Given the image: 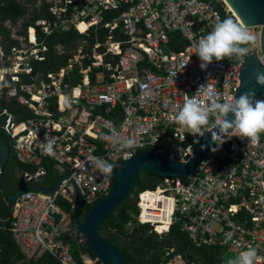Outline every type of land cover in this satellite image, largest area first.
I'll list each match as a JSON object with an SVG mask.
<instances>
[{
  "label": "built area",
  "instance_id": "built-area-1",
  "mask_svg": "<svg viewBox=\"0 0 264 264\" xmlns=\"http://www.w3.org/2000/svg\"><path fill=\"white\" fill-rule=\"evenodd\" d=\"M43 2L45 16L23 34H19L21 21L5 24L12 43L5 41L4 46L0 36V70H6L0 77L1 100L2 94L14 96L31 112L16 121L4 107L2 130L11 139L14 159L35 167L33 172L20 171L24 181L41 179L42 160H50L61 179L50 192L22 190L12 200L9 230L27 259L47 252L56 264H103L74 225L77 198L82 204L103 198L111 189L117 164L128 159L125 151L133 155L153 149L171 160L190 156L202 136L192 135L175 120L184 95L192 97L208 83L221 101L235 97L242 64L225 58L200 69L192 44L221 19L208 0ZM221 3L224 18L242 23ZM40 6L37 0L34 7L40 10ZM247 27L255 37L248 53L264 66L260 25ZM67 30L94 42L89 47L83 39L68 52L66 64L42 71L40 65L49 51L46 38ZM177 43L180 48L173 49L171 45ZM54 52L65 53L59 45ZM65 95L71 98L68 107ZM199 95L203 99L202 91ZM109 122L135 146L124 151L113 147L106 137ZM49 140L53 155L44 151ZM92 157L113 164L112 174L102 175ZM135 204L137 221L148 224L158 236L177 224L196 245L217 246L235 256L251 246L257 251L255 264H264V132L258 142L226 139L190 175L166 177L154 188L138 191ZM72 244L78 250H72ZM170 252L173 249L166 255ZM159 264L188 263L172 255Z\"/></svg>",
  "mask_w": 264,
  "mask_h": 264
},
{
  "label": "trees",
  "instance_id": "trees-1",
  "mask_svg": "<svg viewBox=\"0 0 264 264\" xmlns=\"http://www.w3.org/2000/svg\"><path fill=\"white\" fill-rule=\"evenodd\" d=\"M37 0H0V36L3 45L6 42L12 43L9 38V31L6 29L7 22H22L23 34L27 26L32 25L35 20L45 16V3L41 0L40 10L34 7ZM177 34V33H175ZM86 39L89 47L93 44L92 38H86L73 30L63 33H54L46 38L49 51L46 61L40 65L42 71L52 70L66 64L70 51L76 50L80 42ZM172 41V38H170ZM15 43V42H14ZM61 46L64 54H55V46ZM181 44H172L173 49H179ZM74 83L76 78H74ZM9 87L5 82V89ZM2 103L12 113L16 121L24 120L31 116L28 108L22 105L14 96L6 97L2 94ZM0 138L4 140V134L0 131ZM45 167V174L39 181H31L44 189H51L56 178L59 176L57 170L52 166L50 160H42ZM118 165V164H117ZM20 171L35 170L34 165L18 162L11 157L8 166L5 182L10 193H15L17 188L25 181L15 176L14 168ZM182 178V177H181ZM163 177L152 173L140 171L131 194L114 209H112L100 222L99 231L102 236L116 247L127 264H159L172 255H180L188 264H222L223 251L217 246H199L192 243L187 235L180 231L179 225L173 224L167 233L158 236L151 232L148 224H141L137 221L138 208L135 204L136 194L143 189H152ZM31 189V188H25ZM58 203L67 209V205L58 200ZM93 204V203H92ZM92 204L80 203L78 217L81 219ZM12 200H7L2 187V168L0 171V264H56V260L47 252H43L38 258L27 259L22 253L19 245L10 232ZM173 249V252L166 255V252ZM89 250V249H88ZM74 253V251H73Z\"/></svg>",
  "mask_w": 264,
  "mask_h": 264
},
{
  "label": "water",
  "instance_id": "water-1",
  "mask_svg": "<svg viewBox=\"0 0 264 264\" xmlns=\"http://www.w3.org/2000/svg\"><path fill=\"white\" fill-rule=\"evenodd\" d=\"M218 10L221 21L224 19V11L220 0H208ZM233 9L239 20L247 25H260L259 49L264 62V0H226ZM239 85L235 91V98L242 93L250 90L255 91L257 100H264V87L257 86L255 83L258 73L264 74V66L253 53H248L244 57V62L240 68ZM4 105L0 97V131L4 134V140L0 138V168H2V187L7 200H13L25 188H31L36 191L50 192L54 190L61 176H58L50 190L41 188L31 182L25 181L21 184L15 193L8 191L5 175L12 157L11 139L8 133L2 130L5 124V113L2 111ZM228 119H234L229 114ZM218 131V129H213ZM211 132H205L198 139L190 156H185L182 160H171L153 149H144L136 152L131 158L118 164L115 168L111 189L85 212L80 219L78 217V207L80 205L77 198L73 210L72 218L75 227L85 236L86 246L89 251L96 256L103 264H127L121 252L109 243L100 233L99 225L103 218L122 203L133 191L140 171L152 173L159 177H186L194 172L199 163L205 160L216 147L211 141Z\"/></svg>",
  "mask_w": 264,
  "mask_h": 264
},
{
  "label": "clouds",
  "instance_id": "clouds-1",
  "mask_svg": "<svg viewBox=\"0 0 264 264\" xmlns=\"http://www.w3.org/2000/svg\"><path fill=\"white\" fill-rule=\"evenodd\" d=\"M254 39V35L244 23H236L230 16L225 17L223 21L218 17L213 30L198 40H194L192 47L195 49L194 54L201 62L199 67L203 71L214 60L219 62L225 58H235L242 64L244 57L248 55V45ZM3 71L6 70H0V77ZM176 73H172L173 78ZM255 83L257 86L264 87V74L258 73ZM201 91L203 99L199 95ZM184 97V103L175 116L176 122L194 136H203L205 132H211V141L216 145L211 149L213 152L217 151L226 139L238 137L247 138L248 142H258L259 134L264 132V100H257L254 90L242 93L238 98L230 97L221 101L219 93L207 83L206 86H201L192 97L188 95ZM63 100L66 107L70 106V96L65 95ZM229 114L234 119L229 120ZM210 124L211 127H209ZM213 129H218V131H213ZM106 137L113 147L121 151L135 146V141L122 137L111 122L108 123ZM44 151L48 155L54 154L53 141H47ZM124 154L129 159L132 156V153L128 151ZM91 159L102 175L112 174L113 164L101 157ZM256 259V249L249 246L247 250L228 258L225 264H255Z\"/></svg>",
  "mask_w": 264,
  "mask_h": 264
},
{
  "label": "rangeland",
  "instance_id": "rangeland-1",
  "mask_svg": "<svg viewBox=\"0 0 264 264\" xmlns=\"http://www.w3.org/2000/svg\"><path fill=\"white\" fill-rule=\"evenodd\" d=\"M221 2H223V0H220ZM224 3V2H223ZM36 21V20H35ZM34 21V22H35ZM19 26H17V27H15L14 29L16 30V29H19L18 28ZM80 43H83V41H81ZM19 174V173H18ZM71 248H72V250H78V247H77V245H71ZM235 256V254H233V253H231V252H224L223 253V259H222V261H223V264H225V262H226V260L228 259V258H231V257H234Z\"/></svg>",
  "mask_w": 264,
  "mask_h": 264
},
{
  "label": "bare ground",
  "instance_id": "bare-ground-1",
  "mask_svg": "<svg viewBox=\"0 0 264 264\" xmlns=\"http://www.w3.org/2000/svg\"><path fill=\"white\" fill-rule=\"evenodd\" d=\"M223 2L225 3V6L229 9V11H231V13L239 20V18L237 17V15L235 14V12L233 11V9L230 7V4L226 1L223 0ZM240 21V20H239ZM241 22V21H240ZM160 229V228H158Z\"/></svg>",
  "mask_w": 264,
  "mask_h": 264
},
{
  "label": "flooded vegetation",
  "instance_id": "flooded-vegetation-1",
  "mask_svg": "<svg viewBox=\"0 0 264 264\" xmlns=\"http://www.w3.org/2000/svg\"><path fill=\"white\" fill-rule=\"evenodd\" d=\"M14 171H15V176L18 178L19 171H18V169L16 167L14 168Z\"/></svg>",
  "mask_w": 264,
  "mask_h": 264
},
{
  "label": "crops",
  "instance_id": "crops-1",
  "mask_svg": "<svg viewBox=\"0 0 264 264\" xmlns=\"http://www.w3.org/2000/svg\"><path fill=\"white\" fill-rule=\"evenodd\" d=\"M17 161V160H16ZM19 177H20V174H19ZM21 178V177H20ZM40 179H38V180H30V181H28V182H31V181H39ZM39 186V185H38ZM41 187V186H40ZM41 188H43V187H41ZM24 190H26V189H24Z\"/></svg>",
  "mask_w": 264,
  "mask_h": 264
}]
</instances>
